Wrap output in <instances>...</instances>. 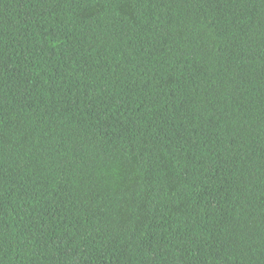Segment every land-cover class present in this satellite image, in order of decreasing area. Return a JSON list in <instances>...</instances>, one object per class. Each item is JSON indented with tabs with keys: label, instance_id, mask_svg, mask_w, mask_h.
<instances>
[{
	"label": "trees",
	"instance_id": "trees-1",
	"mask_svg": "<svg viewBox=\"0 0 264 264\" xmlns=\"http://www.w3.org/2000/svg\"><path fill=\"white\" fill-rule=\"evenodd\" d=\"M0 264H264V0H0Z\"/></svg>",
	"mask_w": 264,
	"mask_h": 264
},
{
	"label": "clouds",
	"instance_id": "clouds-1",
	"mask_svg": "<svg viewBox=\"0 0 264 264\" xmlns=\"http://www.w3.org/2000/svg\"><path fill=\"white\" fill-rule=\"evenodd\" d=\"M118 173H119V168L117 164H113L111 170H105V175L109 177H116Z\"/></svg>",
	"mask_w": 264,
	"mask_h": 264
}]
</instances>
